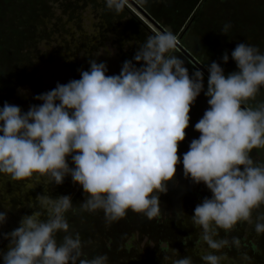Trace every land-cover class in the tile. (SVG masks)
Wrapping results in <instances>:
<instances>
[{
  "label": "clouds",
  "instance_id": "9594fccd",
  "mask_svg": "<svg viewBox=\"0 0 264 264\" xmlns=\"http://www.w3.org/2000/svg\"><path fill=\"white\" fill-rule=\"evenodd\" d=\"M126 4L106 0L117 14ZM229 28L226 24L223 32ZM177 44L165 29L138 42L133 59L124 61L118 75H109L106 63L89 59V70L81 71L79 79L36 95L39 103L27 112L7 102L0 107V174L25 192L44 188L27 205L32 213L10 233L0 232L9 242L7 252L0 251L3 264H107L106 255L82 258L80 235L70 233L66 219L74 210L72 197L52 198L49 187L70 176L87 194L82 211L103 210L110 222L123 219L129 210L152 220L160 214V196L175 183L181 163L184 177L212 194L191 216L211 250L201 255L203 264H224L222 250L239 246L238 238L219 237L221 230L229 234L238 223H251L253 211L264 205V165L250 156L253 149H264V104L242 106L264 87V53L238 43L231 52L238 70L225 75L212 62L205 91L204 73L197 69L190 74L184 60L171 54ZM222 60L229 62L227 52ZM202 92L208 108L195 124L200 135L181 160L179 145ZM7 212L0 211V228ZM255 230L264 233V223L257 222ZM59 233L65 235L58 243ZM172 254L179 257L176 249ZM172 264L193 260L184 256Z\"/></svg>",
  "mask_w": 264,
  "mask_h": 264
},
{
  "label": "rangeland",
  "instance_id": "374dc122",
  "mask_svg": "<svg viewBox=\"0 0 264 264\" xmlns=\"http://www.w3.org/2000/svg\"><path fill=\"white\" fill-rule=\"evenodd\" d=\"M202 1L197 0L189 8L183 0H127L123 11L117 14L107 7L106 0H0V107L7 102L27 112L30 105L39 103L34 99L36 95L55 88L57 83L79 79L81 71L89 70V59L106 63L108 74L118 75L124 61L133 59L138 42L160 33L159 28L173 31L172 21L164 19L166 13L170 14L169 9L161 11L164 6L171 5L181 17L185 15L178 24L174 22L176 34L188 27L191 31L185 39L186 49L182 42L177 45L207 75V66L212 62L219 63L225 75L238 70L231 58L238 43L256 46L264 53V0H207L198 13ZM193 18L199 28L211 24L216 32L214 48L206 49L205 44L202 47V36L194 27ZM222 24L230 25L227 33ZM15 44L18 49L12 48ZM98 52L104 54L96 57ZM225 52L229 55L227 64L222 60ZM171 54L183 59L190 73L189 61L178 49ZM204 88L206 91V81ZM260 104H264V87L254 100L242 106L256 108ZM207 108V97L202 92L191 108L186 139L179 145L181 160L191 141L199 138L195 124ZM250 156L256 165H264V149H253ZM68 163L74 167L71 157ZM48 193L52 198L72 197L74 210L66 213V219L70 233L80 235L82 258L106 255L107 264H172L173 259L191 256L193 264H203L201 255L211 251L191 216L195 207L212 194L205 185H195L184 177L182 163L175 183H169L167 194L160 196V214L152 220L129 210L123 219L110 222L103 210L82 211L80 205L87 194L73 184L70 176L62 185L50 186ZM38 194H44L43 186L25 192L22 185L0 174V211H8L0 232L16 229L21 218L32 213L27 205ZM260 217H264V205L253 211L251 223L240 222L229 234L221 230L219 238L235 237L240 242L238 247L230 245L222 250L227 256L224 264H264V233L255 230L257 222L264 223L258 220ZM64 235L57 234L58 243ZM8 243L0 237V251L7 252ZM172 249L178 250L179 257L173 256Z\"/></svg>",
  "mask_w": 264,
  "mask_h": 264
},
{
  "label": "trees",
  "instance_id": "16d2710c",
  "mask_svg": "<svg viewBox=\"0 0 264 264\" xmlns=\"http://www.w3.org/2000/svg\"><path fill=\"white\" fill-rule=\"evenodd\" d=\"M183 2H184V4H185V6H188L189 8H191L194 4H195V2H197V0H183ZM207 4V0H204V1H202V3H200V5H199V7H198V10H197V12L198 13H200L201 11H202V9L205 7V5ZM169 5V4H168ZM170 7L169 8H167V6H164L162 9H161V11H165V9H169V12L168 13H170V14H167L166 13V15H164V19H166V20H168V21H172V24H170V26H171V28L173 27L174 29H173V31H172V33H174L175 32V36H177V40H178V42L179 43H184L183 44V47L186 49V47H185V45H186V41H185V39H186V37L189 35V33H190V31H191V29H185V30H183L181 33H177L176 34V32H177V26L175 27L174 26V22L176 23V24H178L177 22H181L182 20H183V18L185 17V15L183 14V16L184 17H181L180 16V12L178 13L177 12V10L175 9L174 10V7L173 6H171V5H169ZM220 12V11H219ZM223 12V11H222ZM172 13V14H171ZM196 16V15H195ZM194 16V17H195ZM195 21V19L193 18V24H194V27H198V30H199V33L201 34V36H202V47H205L206 49L207 48H214V46H215V43H214V36L216 35V32L215 31H212V29L213 28H211V24L210 25H208V24H206V26H205V28H199V26H198V24L196 25V23L194 22ZM224 24H222L221 25V28H222V30L224 29ZM159 30L160 31H162V29H160L159 28ZM197 31V30H196ZM233 34V33H232ZM210 38V39H209ZM218 41V40H217ZM204 44H205V46H204ZM219 44H221V42H219L217 45H219ZM13 45V44H12ZM211 46H213V47H211ZM12 48H14V49H18L19 47L18 46H16V44L12 47ZM177 49H178V51H179V53L182 55V56H184L188 61H189V63H188V67H189V70H190V73H192L193 71H195V70H197L198 68V70H200V71H202L203 73H204V81H206L207 82V79H208V75L204 72V69L200 66H198L197 65V63L195 62V61H193L192 60V57L182 48V47H180L179 45H177ZM212 50V49H211ZM16 54V53H15ZM13 58H15V55L13 56ZM11 59V58H10ZM9 59V60H10ZM8 60V61H9ZM8 63V62H7ZM9 65V64H8ZM7 66V65H6ZM207 78V79H206ZM253 108H255V107H253Z\"/></svg>",
  "mask_w": 264,
  "mask_h": 264
},
{
  "label": "water",
  "instance_id": "95a60500",
  "mask_svg": "<svg viewBox=\"0 0 264 264\" xmlns=\"http://www.w3.org/2000/svg\"><path fill=\"white\" fill-rule=\"evenodd\" d=\"M133 4V3H132ZM198 65V64H197ZM199 67H200V65H198ZM199 69V68H198ZM204 72H205V70H204ZM209 75V74H208Z\"/></svg>",
  "mask_w": 264,
  "mask_h": 264
}]
</instances>
